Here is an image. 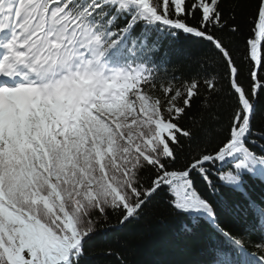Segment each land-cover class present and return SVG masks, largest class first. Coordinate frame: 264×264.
<instances>
[{
	"label": "snow or ice",
	"instance_id": "6c2138e0",
	"mask_svg": "<svg viewBox=\"0 0 264 264\" xmlns=\"http://www.w3.org/2000/svg\"><path fill=\"white\" fill-rule=\"evenodd\" d=\"M181 37L194 47L176 62L165 41ZM257 177L264 0H0V264H91L157 198L208 229V264H264Z\"/></svg>",
	"mask_w": 264,
	"mask_h": 264
},
{
	"label": "trees",
	"instance_id": "16d2710c",
	"mask_svg": "<svg viewBox=\"0 0 264 264\" xmlns=\"http://www.w3.org/2000/svg\"><path fill=\"white\" fill-rule=\"evenodd\" d=\"M226 2L230 4L232 0ZM247 12V8L237 10L236 22L240 26V34L234 38V43L240 49L241 57L242 41L248 35ZM192 47L194 41L183 37L172 42L165 41V48L171 59L176 62ZM227 111L228 102L222 99L219 113L221 120L226 119ZM193 112L198 114L195 105ZM182 123L185 127L192 126L187 118ZM204 125L209 130V135L198 133V141L201 146L211 148L218 136L212 131L215 123L209 119L207 113L204 114ZM247 192L257 202L264 199V181L258 177L253 178L248 183ZM230 198L239 200L240 197L237 194L231 195ZM187 224H190V218L173 213L162 199L157 198L148 205L139 219L128 223L117 232L103 233L94 241L91 264H117L116 257L102 254L108 249L122 253L126 264H208L212 245L208 229L201 227L192 234L185 231ZM230 226L240 228L243 224L234 221Z\"/></svg>",
	"mask_w": 264,
	"mask_h": 264
}]
</instances>
